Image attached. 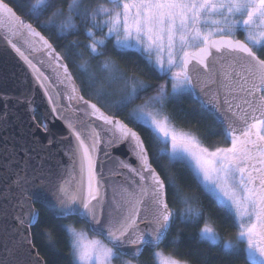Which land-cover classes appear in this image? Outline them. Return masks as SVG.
<instances>
[{"label":"snow or ice","instance_id":"6c2138e0","mask_svg":"<svg viewBox=\"0 0 264 264\" xmlns=\"http://www.w3.org/2000/svg\"><path fill=\"white\" fill-rule=\"evenodd\" d=\"M0 32L50 105L39 127L62 121L72 161L63 173H29L26 164L0 176V264H47L31 234L37 203L57 220L76 218L59 226L70 264H149L145 253L151 264H206L200 253L181 260L161 248L177 222L202 223L198 243L264 264V0H0ZM81 32L86 42L72 38ZM109 45L138 60L118 61ZM184 95L216 115L230 146H206L177 127L167 105ZM13 101L34 119L31 89L0 93V126ZM121 144L127 159L112 155ZM101 154L115 165L110 191ZM178 173L236 229L230 238ZM45 235L54 247L52 231Z\"/></svg>","mask_w":264,"mask_h":264},{"label":"water","instance_id":"95a60500","mask_svg":"<svg viewBox=\"0 0 264 264\" xmlns=\"http://www.w3.org/2000/svg\"><path fill=\"white\" fill-rule=\"evenodd\" d=\"M4 35L5 33L0 32V93L16 96L31 89L34 101L33 107L36 109V113L33 119L26 106H13L14 101L9 105L11 113L8 117V123L0 126V176L11 175L26 164L29 173L33 169L36 170L37 174L41 170L47 172L49 169L60 173L66 170L70 171L72 161L66 154L68 142L64 141L61 143L60 141L61 136L68 135V130L58 118L49 121V132H44L39 127L44 123L42 117L50 113V105L43 89L35 83L32 70L4 40ZM37 57L43 58L40 54H37ZM35 62L36 60L34 59ZM41 70L46 75H51V69L47 68L46 64ZM194 99L198 100L195 97ZM198 101L200 102V100ZM60 103L66 105L67 100L61 99ZM0 108H2V105H0ZM36 115L41 118V123L36 119ZM99 123L97 122V124ZM29 129H32V131L30 132ZM102 135L106 138L107 134L102 133ZM50 137L53 140L52 144H48ZM101 147L103 148V145ZM112 155L127 159L130 153L126 145L121 144L117 148L112 149ZM100 160L103 162L104 175L107 178L106 184L109 186L110 191L113 178L110 176L109 169L114 168L115 165L111 159L105 158L103 154H101ZM130 162L134 163V158ZM5 166H7V171ZM35 207L37 208L36 205ZM48 210L51 211L50 209ZM6 239L5 234L0 233V244L5 242ZM4 255L3 248L0 247V258L4 257Z\"/></svg>","mask_w":264,"mask_h":264},{"label":"trees","instance_id":"16d2710c","mask_svg":"<svg viewBox=\"0 0 264 264\" xmlns=\"http://www.w3.org/2000/svg\"><path fill=\"white\" fill-rule=\"evenodd\" d=\"M41 31L43 30L41 29ZM238 34V38L243 39V33ZM72 38L86 42L83 32L78 37ZM109 52L120 62L126 59L129 61L138 60L136 56L121 57L118 53L112 51L111 45H109ZM73 71L75 74L74 69ZM83 94L85 98L92 99L87 89H84ZM167 110L175 118L178 127L195 133L206 146H230V143L224 139L223 127L217 123L216 116L203 109L201 102L194 99L193 96L184 95L170 100ZM36 119L41 123V118L38 115H36ZM165 162L162 161V163ZM178 177L179 182L184 185L185 189L200 199L205 207L206 214L211 216L210 223L220 232L221 236L230 238L236 229L230 225H222L219 210L201 194L195 184L189 181L185 173H178ZM36 206L41 213V218L39 225L32 229V236L39 253L45 258L47 264H70L67 238L59 226L61 223L75 222L76 218L73 217L72 220H57L55 215L46 207L39 203ZM202 226V223L197 227H191L177 222L169 235L168 241L162 244L161 248L168 254L176 255L181 260L192 259L195 254L200 253L202 254L200 259L204 260L206 264H245L244 256L236 257L226 251H222L217 246L198 243V227ZM46 230L52 231L55 236L54 247L49 244L48 237L45 235ZM174 238H176L177 242L174 244L169 243ZM143 258L149 260V264H151L149 253H145Z\"/></svg>","mask_w":264,"mask_h":264},{"label":"rangeland","instance_id":"374dc122","mask_svg":"<svg viewBox=\"0 0 264 264\" xmlns=\"http://www.w3.org/2000/svg\"><path fill=\"white\" fill-rule=\"evenodd\" d=\"M237 35H239L238 33H237ZM239 37V36H238ZM243 38H244V36H243ZM178 127V126H177ZM178 128H181V127H178ZM183 129V128H182ZM185 131H188V130H186V129H184ZM195 134V133H194ZM69 223H72V222H69ZM91 235V234H90ZM166 253V252H165ZM166 254H168V253H166Z\"/></svg>","mask_w":264,"mask_h":264}]
</instances>
